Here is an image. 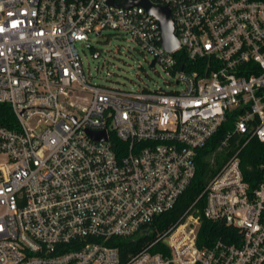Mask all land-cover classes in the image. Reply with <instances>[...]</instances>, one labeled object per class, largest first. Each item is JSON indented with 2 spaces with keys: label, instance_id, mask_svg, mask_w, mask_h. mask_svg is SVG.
I'll list each match as a JSON object with an SVG mask.
<instances>
[{
  "label": "built area",
  "instance_id": "1",
  "mask_svg": "<svg viewBox=\"0 0 264 264\" xmlns=\"http://www.w3.org/2000/svg\"><path fill=\"white\" fill-rule=\"evenodd\" d=\"M124 1L0 0V264H264V162L253 186L241 159L264 144V0H149L171 11L173 50ZM107 29L178 88L91 83L77 43ZM227 122L203 191L160 228ZM203 217L227 231L201 242Z\"/></svg>",
  "mask_w": 264,
  "mask_h": 264
},
{
  "label": "rangeland",
  "instance_id": "2",
  "mask_svg": "<svg viewBox=\"0 0 264 264\" xmlns=\"http://www.w3.org/2000/svg\"><path fill=\"white\" fill-rule=\"evenodd\" d=\"M93 49L84 42H78L77 48L83 60L87 77L91 83L128 89L176 90V75L162 65H151L152 58L142 52L141 47L130 33L112 29L104 30L100 35L90 34ZM100 51L98 58L93 53Z\"/></svg>",
  "mask_w": 264,
  "mask_h": 264
},
{
  "label": "trees",
  "instance_id": "3",
  "mask_svg": "<svg viewBox=\"0 0 264 264\" xmlns=\"http://www.w3.org/2000/svg\"><path fill=\"white\" fill-rule=\"evenodd\" d=\"M1 106L6 108V105ZM8 107V105H7ZM227 127H231L230 122H227L221 129V131L214 137L212 143L201 151L198 158V171L196 178L190 188L181 197L179 203L176 207L163 214L158 218V224L160 228L167 227L173 223H176L180 217L185 213L191 203L198 197V195L203 191L206 181L210 175L209 164L205 159V156L219 143V141L224 137ZM242 168L253 186L257 184V180H260L262 176V171L260 170V165L264 162V144L253 139L252 142L242 150L241 152ZM204 201L198 203L199 206H203ZM228 227L221 225L219 223H214L206 218H202L201 227L199 230L200 241L202 242L205 238L212 239L218 235H221L227 231ZM122 250L125 252L129 250H137L140 243H134L131 240H123L121 242Z\"/></svg>",
  "mask_w": 264,
  "mask_h": 264
},
{
  "label": "water",
  "instance_id": "4",
  "mask_svg": "<svg viewBox=\"0 0 264 264\" xmlns=\"http://www.w3.org/2000/svg\"><path fill=\"white\" fill-rule=\"evenodd\" d=\"M134 4H140L146 7L151 14L158 18L163 35V44L168 50H173L180 45V42L174 33V19L169 7L153 5L149 0H125L122 3V6H132ZM154 64L155 62H153L152 65ZM90 135L95 139L107 138L104 132L99 133L90 131Z\"/></svg>",
  "mask_w": 264,
  "mask_h": 264
}]
</instances>
